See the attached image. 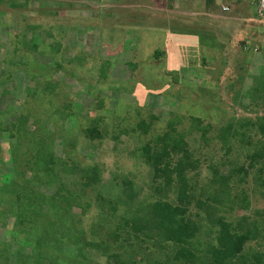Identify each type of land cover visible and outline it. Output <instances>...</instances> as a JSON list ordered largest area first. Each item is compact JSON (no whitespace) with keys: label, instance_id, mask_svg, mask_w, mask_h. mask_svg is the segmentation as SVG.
<instances>
[{"label":"rangeland","instance_id":"rangeland-1","mask_svg":"<svg viewBox=\"0 0 264 264\" xmlns=\"http://www.w3.org/2000/svg\"><path fill=\"white\" fill-rule=\"evenodd\" d=\"M205 1L0 0V258L178 264L145 234L184 177L167 186L141 150L173 124L197 163L183 172L197 244L220 219L250 231L247 263L264 260V157L249 166L264 142V20L228 33L246 1L224 17ZM133 218L148 220L135 235Z\"/></svg>","mask_w":264,"mask_h":264},{"label":"trees","instance_id":"trees-1","mask_svg":"<svg viewBox=\"0 0 264 264\" xmlns=\"http://www.w3.org/2000/svg\"><path fill=\"white\" fill-rule=\"evenodd\" d=\"M162 54V52L155 53L156 56ZM175 120L176 122H179L177 117ZM20 122L21 121H18V123ZM191 122L193 127H198L199 124H201V119L198 117H192ZM138 127L142 128L144 131L148 128L144 123L139 124ZM15 128H17V125ZM201 130L203 132L204 128ZM260 131L264 136V126L262 124L260 125ZM98 135H100V133H98ZM185 135L184 131L176 130L174 125L171 124V127L167 132L158 136L155 142L145 144L141 149L147 162L150 163L154 175L163 178L164 183L167 186L173 182V178L175 181V178L177 177L180 179L181 177H184L182 180L183 184L177 192L178 203L176 205L171 202H163L162 200L155 203L156 205H154V207L159 208L161 212L160 214L155 212L151 217L155 226L152 231L149 230L151 233L145 234L147 236V241L149 242L154 239V243L158 245L161 250H167L165 253L166 257L169 259V256L173 254L170 260L178 264H264L263 256H261L262 254L251 255L250 259L252 258L253 260L249 263L243 259L244 246L251 238L250 231L245 230L238 233L233 230L234 228L229 227L226 222L220 219L217 220V228L214 229L216 230L217 235L215 234L212 236L208 242L197 244L198 236L201 233V224L186 215L187 207L191 203L193 196L191 192H187L184 188L185 182L188 178L185 179V175L183 176L185 170L197 169V163L192 162L190 159ZM36 154L41 157V149L36 150ZM263 157L264 142L260 150H255L249 155L250 168H252L254 161L262 159ZM170 160H174L173 167H171L172 163ZM183 160L187 161L183 166L178 167L179 163ZM261 168L264 169V166ZM237 171L243 173V176L248 174V170L244 167L238 168ZM211 172L213 174L211 179L212 183H218L220 186L219 188H221V186L225 188L224 185H227V180L230 174L221 177L217 176L218 172L215 169ZM174 173L175 175L173 176ZM212 201L219 202L216 196L212 198ZM210 207L211 206H209V209H211ZM141 222L143 223L141 224ZM210 222L211 228H209V230L211 231L210 233L213 234L214 230L212 228L215 227V224H212L213 221ZM125 223L126 225H131L132 232L135 235L139 233L141 229H146L144 224L148 223V220L133 218L126 220ZM153 231L155 232L154 234ZM192 240H195V243H192ZM43 244L44 242L40 240L39 245ZM0 254L6 255V243H0ZM7 260L8 256L0 258V262L3 261L4 263L7 262V264H10L8 263L9 260ZM170 260H168V262H171ZM20 264L23 263L20 261ZM48 264H53V262L49 261ZM119 264L121 263L119 262Z\"/></svg>","mask_w":264,"mask_h":264},{"label":"crops","instance_id":"crops-1","mask_svg":"<svg viewBox=\"0 0 264 264\" xmlns=\"http://www.w3.org/2000/svg\"><path fill=\"white\" fill-rule=\"evenodd\" d=\"M243 1H246V5H248V13L247 14H242V15H239V17H235V18H232V21H233V25L231 27V29H229V31H227L228 33H232L233 31L237 30L239 31V33H242V24H243V21L247 22L248 20H253V19H256V15L253 17V13L255 14V11H254V7H253V1L254 0H207L205 1L206 5L207 6H217L218 7V10H219V14L217 15L218 17L220 15H222V17H224L225 15L227 14H230L229 12H232L233 10L235 9H239V6L240 4L243 2ZM178 5H176L177 7ZM229 6V7H228ZM175 7V8H176ZM224 7H228V10L227 11H224L223 8ZM176 12H183V11H180V10H176ZM186 13V12H185ZM216 16V15H215ZM242 16V17H240ZM227 20V18H224ZM214 21V20H213ZM236 23V24H235ZM214 28V27H212ZM235 30H234V29ZM137 30V29H136ZM189 30V29H187ZM138 31V30H137ZM245 32V30L243 31V33ZM169 34H167V37H168ZM172 33L169 35L171 36ZM234 34H231V36H233ZM174 36H172L171 38H173ZM169 38V37H168ZM177 39V38H176ZM184 39V38H183ZM183 39H178L179 41H182ZM206 39H209V38H206ZM170 40V39H169ZM177 41V40H176ZM152 42V41H151ZM212 42V41H211ZM232 42V41H231ZM153 43V42H152ZM159 45H162V43H159L158 45H155L153 47H157ZM205 45H207L205 43Z\"/></svg>","mask_w":264,"mask_h":264},{"label":"built area","instance_id":"built-area-1","mask_svg":"<svg viewBox=\"0 0 264 264\" xmlns=\"http://www.w3.org/2000/svg\"><path fill=\"white\" fill-rule=\"evenodd\" d=\"M254 7L256 16L259 17V19L264 20V0H254ZM224 11L228 10V7L223 8Z\"/></svg>","mask_w":264,"mask_h":264},{"label":"clouds","instance_id":"clouds-1","mask_svg":"<svg viewBox=\"0 0 264 264\" xmlns=\"http://www.w3.org/2000/svg\"><path fill=\"white\" fill-rule=\"evenodd\" d=\"M255 11V10H254ZM255 15H256V12H255Z\"/></svg>","mask_w":264,"mask_h":264}]
</instances>
